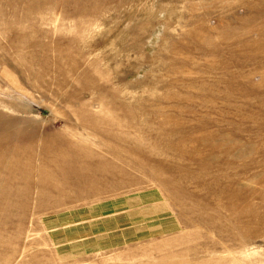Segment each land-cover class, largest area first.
<instances>
[{
	"label": "rangeland",
	"instance_id": "rangeland-1",
	"mask_svg": "<svg viewBox=\"0 0 264 264\" xmlns=\"http://www.w3.org/2000/svg\"><path fill=\"white\" fill-rule=\"evenodd\" d=\"M0 264H264V0H0Z\"/></svg>",
	"mask_w": 264,
	"mask_h": 264
}]
</instances>
